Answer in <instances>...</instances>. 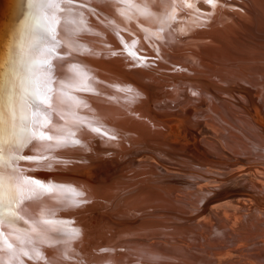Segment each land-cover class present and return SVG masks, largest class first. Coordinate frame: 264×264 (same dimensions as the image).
Here are the masks:
<instances>
[{
	"label": "bare ground",
	"instance_id": "6f19581e",
	"mask_svg": "<svg viewBox=\"0 0 264 264\" xmlns=\"http://www.w3.org/2000/svg\"><path fill=\"white\" fill-rule=\"evenodd\" d=\"M53 11L47 0H0V200L18 201L0 206V261L222 264L230 244L240 257L232 263L243 252L260 262L264 129L208 104L214 84L246 72L237 59L251 67L256 59L248 71L264 75V51L245 39L264 46V0H73ZM34 93L47 94L46 109ZM223 118L241 135H230ZM36 120L51 139H30ZM244 141L249 161L237 150ZM227 168L237 176L230 189L212 176ZM134 172V185L145 182L142 203L164 205L149 226L156 233L129 223L135 218L123 211L134 203L113 204ZM155 176L171 178L149 182ZM21 180L57 191L15 197Z\"/></svg>",
	"mask_w": 264,
	"mask_h": 264
},
{
	"label": "rangeland",
	"instance_id": "374dc122",
	"mask_svg": "<svg viewBox=\"0 0 264 264\" xmlns=\"http://www.w3.org/2000/svg\"><path fill=\"white\" fill-rule=\"evenodd\" d=\"M200 5H201L200 6L201 10L200 9H198V10L204 11L206 13L211 11L209 5H207L205 3H201ZM259 36L262 39H264V33H260ZM243 38H245V37H243ZM180 39L181 40H187L186 37H181ZM245 39L249 44L253 45L254 47H256L262 51H264L263 45H260V44L254 42L248 38H245ZM255 53L247 51L246 57H251ZM262 58H264V54L262 55ZM235 62L239 63V64H243L247 73H249V71H248L249 67L250 68L253 67V70L256 71V67H255L256 59L253 61L254 66H252V67L250 66V64H246L249 62L244 61L243 58H239ZM235 71H236V74L238 75V77H240V78H234V80H236V81H234L233 83H230V84L216 83V84H214L218 87V90H217L218 96L215 95V97L213 98V102L208 104V108L223 109V110H234L237 113V115H239V117H242L244 120L249 121V122H255L256 124H258L261 127V129H264V75H262L260 73L253 75L254 73H256V72H254L252 74L249 73L248 78H241V77L246 75V72L243 69H235ZM165 79L172 80L169 76H165ZM205 85L208 86V84H205ZM162 98L165 99V96H162L159 99V103L161 106H164V102L166 99L163 100ZM210 105H213V106H210ZM214 113L217 114V111ZM212 119H213L214 123H216L218 119L221 120L219 115H216ZM222 120L225 122V123H223L224 126L230 131V135L231 134H234L237 136L241 135V131L237 130V127L235 125L229 124V121L226 118H223ZM262 135H264V133H262ZM205 137L215 140L214 134L211 131L207 132L205 134ZM245 143L246 142L244 141L243 144H240L238 146L237 150H239V152L241 153L240 157L244 161H249L251 159H254L253 158L254 153H252V152L245 153L244 152V149H245L244 144ZM222 146L224 147V149H226L224 144H222ZM255 150L257 151L258 149H255ZM131 154H133V152L126 154L125 157L130 156ZM224 157H226L227 159L223 163L230 164V162L232 161L231 155L229 153H226V155ZM259 165L262 166L261 170L264 171V164H259ZM191 167L196 168L193 166H191ZM205 169H207V168H205ZM230 169L231 168H227V169H223V170H217L216 173L214 175H212L213 177L218 179V181H219L218 186L219 187H221L222 185H225L224 182L226 183L228 180V182L226 183L225 186H227L226 189H228V188L230 189V187L233 185V183L236 182L237 176L234 175V173H233L234 171H232V169L231 170ZM207 173H210V172H207ZM223 173H225V174H223ZM135 174H137V172L129 174L128 176L123 178V180L120 182L121 192H119L117 195H119V194H121V195L115 199L116 201L114 200L113 204L119 203L120 204L119 207H121V205L124 204V200H125V204L134 203L135 206L133 205V207L129 208L127 211H123V213L128 212L127 214L132 215L135 218V220L130 221L129 223L143 227V229L141 231L142 233L146 232L147 234L148 233L153 234V233L158 232V229H151L149 227L150 225H152L156 222L155 221L156 218L154 217L153 212H156V211L159 212L160 210L162 211V208L164 207V205H162L163 203L162 204L159 203V201H153V202H150L148 204L142 203V200H143L142 196H139L140 194H142V191L138 192V189L145 182L143 181L139 185H134L135 183L138 182V179H139L137 177H134ZM230 174H232V175H230ZM170 178L171 177H168V176L164 177V178L155 176V177H152L149 182L153 183L156 181L170 179ZM143 179H141V180H143ZM193 180L194 179H191L190 184L195 187L197 185L196 182H198V180H195V182ZM220 181L222 183H220ZM168 187H169V185H163V186L160 185L159 188L160 189L161 188L166 189ZM234 189H235V187H234ZM228 191L230 192V190H228ZM125 195L131 196L130 199L122 198V200H120L121 197H123ZM137 197H139V198H137ZM151 203H153L155 206H151ZM159 207H161V208H159ZM262 221L263 220H261V222H260L262 224V225L260 224V226H264V221L263 222ZM185 222H193V220H187L186 219ZM120 224H118V225H120ZM133 226L131 229L135 228ZM178 228H181V227H178ZM178 228H176V229H178ZM183 228L184 227H182L181 229H183ZM126 230L129 231V229H126ZM133 230H135V229H133ZM144 230H145V232H144ZM236 237H238V234H236ZM249 241L250 240H243L240 238H236V243L241 244V245H242V243H244V245H246L247 243H249ZM243 249L241 247L240 250H238V251H242ZM247 250H251V249H247ZM261 250H263V252L257 251L256 256H258L260 254L264 255V249H261ZM236 253L237 252L232 248V246L230 244H228L227 248H225V250L222 251V256H221L222 258H220V260L222 261V264H234V263H232V260L236 257L240 258V257H238L239 253H237V254ZM253 253H255V252H253ZM247 256H249V255H247L243 252L242 257L240 259V262H238L237 264H264V258L260 262H257V261H253L254 259L252 260Z\"/></svg>",
	"mask_w": 264,
	"mask_h": 264
},
{
	"label": "snow or ice",
	"instance_id": "6c2138e0",
	"mask_svg": "<svg viewBox=\"0 0 264 264\" xmlns=\"http://www.w3.org/2000/svg\"><path fill=\"white\" fill-rule=\"evenodd\" d=\"M122 2V0H121ZM207 3L211 4L213 2V0H206ZM48 3V7L50 9H53V16L55 18V10H58L61 8V3H66V4H71L73 3V0H47ZM57 23L59 21H56ZM50 34L52 39L55 41L57 39L56 36V28L53 27L50 29ZM34 95H36V100L37 103L39 105H41L42 107H44L46 109V107L49 105V97L47 96V94L45 93L44 95H39L34 93ZM36 128L35 131L32 133V135L30 136V139L33 140H39V141H44V140H49L51 139V137H48L47 135L43 134L40 129L41 127L46 128L47 127V123L44 120H36L35 122ZM96 131H99L98 129ZM3 141L0 140V143H2ZM3 152V148H0V153ZM32 192L34 195L39 196L41 193H51L54 191H57V189L54 188H45L43 185L38 184L35 181H31V180H21L19 183H17L14 186V193H15V197H19L22 196L25 192ZM64 191H73L71 189H64ZM74 195H82L80 193H74ZM18 202L14 197H10L9 200L7 201L6 205L5 202L3 200H0V206H7V207H11L13 203ZM3 222V219H0V223ZM51 223V222H48ZM55 231H60V229H55ZM8 249L12 248L11 244L7 245ZM25 255H27V253H25ZM32 258V257H30ZM35 259H42L43 257L40 255L39 252H36L35 254ZM0 264H3L2 261H0Z\"/></svg>",
	"mask_w": 264,
	"mask_h": 264
}]
</instances>
